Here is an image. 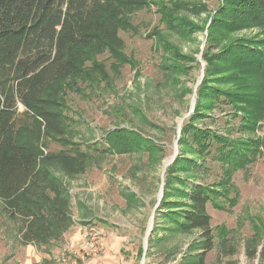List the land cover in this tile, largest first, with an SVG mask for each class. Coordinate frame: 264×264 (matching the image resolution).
Wrapping results in <instances>:
<instances>
[{"label": "trees", "instance_id": "trees-1", "mask_svg": "<svg viewBox=\"0 0 264 264\" xmlns=\"http://www.w3.org/2000/svg\"><path fill=\"white\" fill-rule=\"evenodd\" d=\"M151 7L167 29L186 38L204 26L180 12L208 9L201 0H0V204L7 220L19 224L20 244L47 250L73 223L70 195L54 172L84 173L93 151L158 157L161 148L152 139L125 127L106 131L86 150L68 143L69 119L58 111L59 93L72 85L66 81L88 76L82 65L91 53L116 52L126 14ZM205 25L202 80L157 207L166 224L160 236L153 227L145 253L173 234L198 231L178 264H206L215 246L207 207L230 210L236 204L232 174L264 147V139L251 135L264 118V0H217ZM161 42L178 58V50ZM215 112L223 114L225 131L198 123L216 120ZM51 140L70 147L51 151ZM208 158L220 168L212 182L201 178L211 170ZM255 234L245 242L246 255L264 261V232Z\"/></svg>", "mask_w": 264, "mask_h": 264}, {"label": "rangeland", "instance_id": "rangeland-1", "mask_svg": "<svg viewBox=\"0 0 264 264\" xmlns=\"http://www.w3.org/2000/svg\"><path fill=\"white\" fill-rule=\"evenodd\" d=\"M201 1L208 7L205 12H180L204 26L187 38L167 29L154 7L127 13L124 29L119 31L122 47L116 52L93 51L82 65L88 76L68 79L66 84L71 87L59 93L58 111L69 119L70 133L64 135L68 143H79L86 150V145L101 141L106 131L125 127L152 139L161 148L158 157L93 151L84 173L64 177L54 172L70 195L73 223L47 250L20 244L19 224L7 220L0 204V264H178L186 254L188 245L198 237L196 230L173 234L147 254L144 247L154 226L157 236L163 233L166 222L157 213L163 196L162 189L158 199L159 189L162 181L164 185L166 167L179 153L178 126L193 112L187 115L192 99L196 102L199 84L195 85L203 76L205 21L217 0ZM161 39L178 50V58L166 52ZM172 65H178L180 71L171 69ZM214 118L198 123L225 131L223 114L215 112ZM251 135L264 139V118ZM69 147L56 140L48 142L51 151ZM208 166L211 170L201 178L212 182L220 168L210 158ZM231 180L237 189L236 204L230 210L207 207L215 246L207 254L206 264H264L248 258L245 246L255 233L264 232V147Z\"/></svg>", "mask_w": 264, "mask_h": 264}, {"label": "water", "instance_id": "water-1", "mask_svg": "<svg viewBox=\"0 0 264 264\" xmlns=\"http://www.w3.org/2000/svg\"><path fill=\"white\" fill-rule=\"evenodd\" d=\"M201 78H202V74H201L200 78L198 79V82H197V84L195 85V87L200 83ZM192 100H193V101L191 102V107H190V110H189V112L187 113V115L190 114V113L193 111V107H194V98H193ZM187 115H186V116H187ZM186 116H184L183 119H184ZM182 121H183V120H182ZM180 129H181V126H180V127L178 126V135L180 134ZM172 160H173V157H171L170 161H169L167 164H169ZM163 174H164V170H163V173H162V178H163ZM162 189H163V181H162L161 186H160V189H159V198H158V199H160L161 196H162ZM148 235H149V233H147V236H148ZM146 249H147V243H146V245H145V247H144V251H146ZM141 264H143V261H142Z\"/></svg>", "mask_w": 264, "mask_h": 264}, {"label": "bare ground", "instance_id": "bare-ground-1", "mask_svg": "<svg viewBox=\"0 0 264 264\" xmlns=\"http://www.w3.org/2000/svg\"><path fill=\"white\" fill-rule=\"evenodd\" d=\"M182 120H183V118L181 119V122H182ZM180 127V126H179ZM171 159V158H170ZM170 160H169V158H167L166 160H165V165H167V162H169Z\"/></svg>", "mask_w": 264, "mask_h": 264}]
</instances>
